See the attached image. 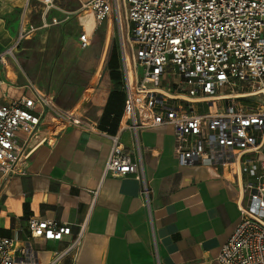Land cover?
I'll return each instance as SVG.
<instances>
[{
    "label": "built area",
    "instance_id": "2783aa9c",
    "mask_svg": "<svg viewBox=\"0 0 264 264\" xmlns=\"http://www.w3.org/2000/svg\"><path fill=\"white\" fill-rule=\"evenodd\" d=\"M39 2L46 13L56 0ZM84 15L94 27L113 14L120 32V70L126 104L121 129L140 130L172 125L175 154L187 164L215 167L246 165L239 204L240 222L216 258L217 264H264V0H87ZM60 22L52 20L53 25ZM31 26L17 43L0 54V64L14 57L18 43L34 32ZM91 34L80 35L87 48ZM170 80L174 91L165 89ZM5 82L0 77V96ZM16 98L0 101V172L3 177L25 173L30 140L46 115L58 127L93 130L54 106L30 79ZM224 89L254 96L223 98ZM229 94V93H228ZM248 97H260L246 105ZM1 96V99H4ZM208 104L201 113L198 105ZM103 177L134 175L147 197L141 153L134 143L126 150L119 134L111 136ZM29 238L0 237V264H40L31 239L61 242L72 237L68 251L83 244L84 228L73 236L70 224L31 218Z\"/></svg>",
    "mask_w": 264,
    "mask_h": 264
},
{
    "label": "crops",
    "instance_id": "0c3cea01",
    "mask_svg": "<svg viewBox=\"0 0 264 264\" xmlns=\"http://www.w3.org/2000/svg\"><path fill=\"white\" fill-rule=\"evenodd\" d=\"M70 1L56 0L55 8L46 13L36 1L0 0V54L17 43L22 24L26 29L33 27L36 7L45 25H53V19L61 24L64 17L68 21L70 15L81 14L82 33L91 34L92 40L88 29L96 30L109 21L94 27L92 15L80 20L85 12L79 0H73L78 4L74 12L59 7ZM59 13L63 18L53 16ZM78 42L81 46L80 36ZM111 57L99 64L73 108H61L48 95L57 110L93 130L58 127L56 118L46 115L29 142L25 173L5 178L0 172V237L24 241L29 238L31 218L50 219L70 224L73 236L84 228L83 244L68 251L69 236L61 242L31 239L40 264H217L221 247L240 222L246 165L187 164L175 154L172 125L140 130L136 136L121 129L122 116L116 125L108 122L105 110L111 93H122L126 104L123 86H113ZM9 61L12 57L0 64L5 82L1 94L5 98L0 96V101L21 95L30 79L13 76ZM163 87L175 90L170 80ZM116 134L127 151L133 153L134 143L140 150L147 197L134 175L103 177L110 137Z\"/></svg>",
    "mask_w": 264,
    "mask_h": 264
},
{
    "label": "rangeland",
    "instance_id": "374dc122",
    "mask_svg": "<svg viewBox=\"0 0 264 264\" xmlns=\"http://www.w3.org/2000/svg\"><path fill=\"white\" fill-rule=\"evenodd\" d=\"M59 7L74 12L78 4L71 0L69 3L61 2ZM36 8L38 13L32 20L35 31L15 46L14 57L8 63L10 72L20 80L25 76L30 78L43 94L54 96V102L61 108H73L92 83L99 64L106 62L114 50L117 55L113 67L114 70L118 68L120 71L118 52L121 39L116 17L113 14L107 24L96 30L88 29L92 33V40L87 48H82L78 42L83 31L78 21L81 14L70 15L68 21L63 18V14H54L58 19L63 18L61 24L54 26L48 22L45 25L40 19V7ZM2 73L0 68V74ZM105 80L108 82L107 76ZM113 86L114 89L123 86L121 73L113 75ZM223 91L225 94L233 93L229 92V89ZM258 99L261 98L248 97L243 102L248 106ZM197 110L201 113L208 111V104L198 105ZM93 111L96 112V108L91 112ZM76 112L78 114L77 110Z\"/></svg>",
    "mask_w": 264,
    "mask_h": 264
},
{
    "label": "trees",
    "instance_id": "16d2710c",
    "mask_svg": "<svg viewBox=\"0 0 264 264\" xmlns=\"http://www.w3.org/2000/svg\"><path fill=\"white\" fill-rule=\"evenodd\" d=\"M117 55V53L115 52V50L112 53V57H111V78L113 80V75L114 74H118V68H116V70H114V65L113 62L115 61V56ZM123 107H124V96L122 93L118 92V91H114L111 93L108 103L106 105V110H105V116L108 122L113 123L114 125H116V123L118 122V119L121 118L122 116V112H123ZM111 114H114V117L111 118Z\"/></svg>",
    "mask_w": 264,
    "mask_h": 264
},
{
    "label": "bare ground",
    "instance_id": "6f19581e",
    "mask_svg": "<svg viewBox=\"0 0 264 264\" xmlns=\"http://www.w3.org/2000/svg\"><path fill=\"white\" fill-rule=\"evenodd\" d=\"M256 93H245V94H243V93H229V94H223L222 96H223V98H226V96H233V97H246V96H254Z\"/></svg>",
    "mask_w": 264,
    "mask_h": 264
}]
</instances>
